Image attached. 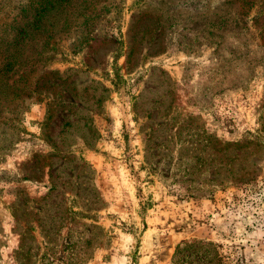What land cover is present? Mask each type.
Wrapping results in <instances>:
<instances>
[{
	"label": "rangeland",
	"instance_id": "rangeland-1",
	"mask_svg": "<svg viewBox=\"0 0 264 264\" xmlns=\"http://www.w3.org/2000/svg\"><path fill=\"white\" fill-rule=\"evenodd\" d=\"M0 264H264V0H0Z\"/></svg>",
	"mask_w": 264,
	"mask_h": 264
}]
</instances>
